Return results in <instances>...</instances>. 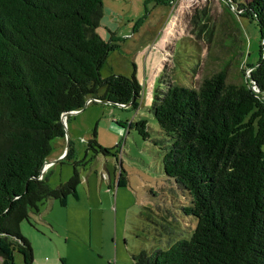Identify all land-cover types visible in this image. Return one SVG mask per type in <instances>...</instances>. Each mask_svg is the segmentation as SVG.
Returning <instances> with one entry per match:
<instances>
[{"label":"trees","instance_id":"trees-1","mask_svg":"<svg viewBox=\"0 0 264 264\" xmlns=\"http://www.w3.org/2000/svg\"><path fill=\"white\" fill-rule=\"evenodd\" d=\"M225 1L227 8L236 0ZM233 6L255 20L256 63L242 66L232 36L227 56L201 74L215 33L212 8L201 2L185 16L200 51L185 75L190 84L178 83L174 67L163 62L153 86L146 110L162 135L153 143L162 150L163 172L187 198L182 212L196 222L188 238L133 253L136 264H264V0ZM102 8V0H0V264H16L15 251L21 264H32L20 223L44 201L63 206L68 195L76 196L79 161L54 187L46 177L38 179L52 140L66 135L63 113L83 108L87 99L138 104L141 86L134 72L100 73L117 48L113 33L104 39L96 30ZM231 63L239 66L238 81L228 78ZM128 126L150 137L147 119ZM95 135L93 129L87 148L115 155ZM67 140L61 159L73 156ZM124 184L121 168L116 185ZM166 214L175 220L174 212Z\"/></svg>","mask_w":264,"mask_h":264},{"label":"rangeland","instance_id":"rangeland-1","mask_svg":"<svg viewBox=\"0 0 264 264\" xmlns=\"http://www.w3.org/2000/svg\"><path fill=\"white\" fill-rule=\"evenodd\" d=\"M102 1L103 14L96 30L104 39L113 33L117 48L109 53L100 73L134 72L141 86L140 97L133 108L96 101L64 117L73 156L54 157L56 161L46 177L54 187L72 175L73 162L79 161L76 168L80 181L76 196L68 195L65 205L54 200L50 206L48 200L44 201L38 212H30L29 220L20 223L32 247V264H136L133 253L165 249L178 239L188 238L196 219L182 212L187 198L163 172L162 150L153 143V138L162 137L155 132L159 130L156 120L146 110L153 86L163 62L174 67L178 83L190 84L185 75L197 63L200 51L185 16L197 3L207 2L215 17L211 55L205 59L201 74L216 69L218 57L227 56L232 36L243 67L258 59L260 42L255 20L233 9L245 0H236L227 8L223 7L225 0ZM236 67L230 64L229 80H240L241 72ZM139 118L147 119L149 138L143 139L129 128V121ZM93 129L96 141L115 155L87 148ZM67 141V137L54 138L52 149L57 152L67 147ZM121 168L126 184L117 186ZM167 212H174L175 220ZM14 261L22 263L21 253L14 252Z\"/></svg>","mask_w":264,"mask_h":264},{"label":"crops","instance_id":"crops-1","mask_svg":"<svg viewBox=\"0 0 264 264\" xmlns=\"http://www.w3.org/2000/svg\"><path fill=\"white\" fill-rule=\"evenodd\" d=\"M172 1V0H171ZM114 51V50H113ZM109 56V55H108ZM112 73H114V72H112ZM65 137H68L69 138V134H67L66 133V136H64V137H58L57 139L58 140H64V138ZM66 150H67V147H63V148H61L59 151H54L53 149H52V151L50 152V154L47 156V158L48 157H51V159H48L47 161L48 162H52V164H49L48 165V167H47V169L45 170V172H44V174H43V177H46V175L48 174V172L50 171V169L53 167V165H54V163L53 162H55L56 161V159H54V157H62L63 155H64V153L66 152ZM46 158V159H47ZM47 178V177H46ZM48 179V178H47ZM50 203H49V205L50 206H52L53 205V201H54V199H50V200H48ZM66 202H67V200H66ZM36 264H54V262H48V261H44V262H41V263H36Z\"/></svg>","mask_w":264,"mask_h":264},{"label":"built area","instance_id":"built-area-1","mask_svg":"<svg viewBox=\"0 0 264 264\" xmlns=\"http://www.w3.org/2000/svg\"><path fill=\"white\" fill-rule=\"evenodd\" d=\"M90 101H91V99H87L86 103H88ZM96 101H99V99H97ZM73 111H76V110H71L69 112H73ZM64 117L65 116H62L63 122H65V120H66V119H64ZM49 164H52V162H48V161L47 162H44V164L41 166L40 171L38 173V179L43 178V174H44V172L47 169V167H48Z\"/></svg>","mask_w":264,"mask_h":264},{"label":"water","instance_id":"water-1","mask_svg":"<svg viewBox=\"0 0 264 264\" xmlns=\"http://www.w3.org/2000/svg\"><path fill=\"white\" fill-rule=\"evenodd\" d=\"M126 105H128V104H126ZM125 105V106H126ZM77 111V110H76ZM75 112V111H74ZM69 113H72V112H65V113H63V115L62 116H66V115H68ZM68 145V144H67ZM45 162H47V161H45Z\"/></svg>","mask_w":264,"mask_h":264}]
</instances>
